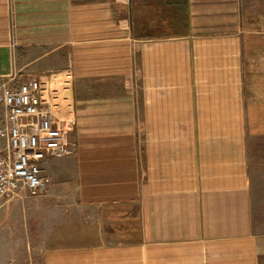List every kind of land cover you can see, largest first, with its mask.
I'll use <instances>...</instances> for the list:
<instances>
[{
  "label": "crops",
  "instance_id": "1",
  "mask_svg": "<svg viewBox=\"0 0 264 264\" xmlns=\"http://www.w3.org/2000/svg\"><path fill=\"white\" fill-rule=\"evenodd\" d=\"M12 74L74 121L41 264H264V0H0Z\"/></svg>",
  "mask_w": 264,
  "mask_h": 264
},
{
  "label": "built area",
  "instance_id": "2",
  "mask_svg": "<svg viewBox=\"0 0 264 264\" xmlns=\"http://www.w3.org/2000/svg\"><path fill=\"white\" fill-rule=\"evenodd\" d=\"M73 120H57L44 101L42 81L12 74L0 79V200L45 194L42 161L69 151Z\"/></svg>",
  "mask_w": 264,
  "mask_h": 264
},
{
  "label": "rangeland",
  "instance_id": "3",
  "mask_svg": "<svg viewBox=\"0 0 264 264\" xmlns=\"http://www.w3.org/2000/svg\"><path fill=\"white\" fill-rule=\"evenodd\" d=\"M43 195L0 200V264H41Z\"/></svg>",
  "mask_w": 264,
  "mask_h": 264
}]
</instances>
